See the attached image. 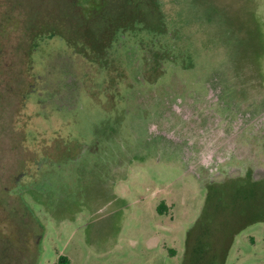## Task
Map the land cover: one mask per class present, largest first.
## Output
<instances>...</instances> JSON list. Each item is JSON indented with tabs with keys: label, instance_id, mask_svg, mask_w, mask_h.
<instances>
[{
	"label": "rangeland",
	"instance_id": "1",
	"mask_svg": "<svg viewBox=\"0 0 264 264\" xmlns=\"http://www.w3.org/2000/svg\"><path fill=\"white\" fill-rule=\"evenodd\" d=\"M8 1L0 264H183L156 240L187 249L207 187L264 181V0H158L156 30L144 0L149 23L110 48L62 37L67 0ZM226 264H264L263 223Z\"/></svg>",
	"mask_w": 264,
	"mask_h": 264
},
{
	"label": "trees",
	"instance_id": "2",
	"mask_svg": "<svg viewBox=\"0 0 264 264\" xmlns=\"http://www.w3.org/2000/svg\"><path fill=\"white\" fill-rule=\"evenodd\" d=\"M3 1L6 2L5 4L9 3L8 0ZM16 4L19 3H14L13 9L17 8ZM67 7L66 11L75 15L72 22L74 28L79 29L71 31L70 36L65 34L62 37L66 38L70 45H76L75 48L77 45L85 48L88 44L95 42L108 44L107 41L104 42V33L98 34L92 30L90 24L92 18L89 15L94 12L111 14V27L106 33L111 42L117 32L123 28L124 18L121 14L129 11L132 7L136 8V4L130 0H67ZM76 8L81 9L76 10ZM154 12H157L158 17L156 18L158 25L154 27L156 30L165 25L160 7L154 9ZM79 14L81 16H78ZM147 22L145 19L144 25ZM146 28L148 27L146 26ZM75 36H78L80 40L76 41L77 37ZM36 37H42L41 33H37ZM49 37H53V35L51 34ZM207 189L203 208L187 233L186 252L196 247H202L203 252L208 253L207 264H222L219 263V259L215 260V255L218 257L222 255L223 258L226 256L235 234L249 222L264 221L263 210L257 209L258 204H264V181H254L247 176L242 180H236L231 186L228 185L225 188L223 185H219L218 187L208 186ZM249 209L250 214L248 213ZM238 220H245L246 223H238ZM187 260L186 257L183 264H186Z\"/></svg>",
	"mask_w": 264,
	"mask_h": 264
},
{
	"label": "flooded vegetation",
	"instance_id": "3",
	"mask_svg": "<svg viewBox=\"0 0 264 264\" xmlns=\"http://www.w3.org/2000/svg\"><path fill=\"white\" fill-rule=\"evenodd\" d=\"M136 4V8L130 9L129 11L122 13V17L123 14H126V20L127 23H124L123 25V30H131L134 29L135 27H144V20H148L147 16V7L148 10L151 11V15L154 17V20H157V12H154V9H158L159 7V3L158 0H147L146 3H148V6L143 7L142 2L144 0H130V2H133ZM145 5V4H144ZM157 5V6H156ZM156 6V7H155ZM155 14V15H154ZM106 14L105 12H100V13H96L94 12L93 14L89 15V17H91L92 19L90 20V24L92 27L93 31H100L98 34H102L104 33L105 39L104 42L107 41L108 44H93L91 45V48H110L111 43H110V37H107L108 35H106V33L108 32V29L111 27V19L110 16ZM98 17H102L101 19H97ZM137 76H139V74L137 73ZM177 111V110H175ZM240 120H237L236 123H238V126H241V123L239 124ZM256 125V123H255ZM257 126V125H256ZM237 127V126H236ZM235 127V128H236ZM244 127H242L243 129ZM257 129V127H256ZM220 130V129H218ZM222 130V129H221ZM252 132L255 133V130L252 129ZM197 157H200L199 155ZM249 176V175H248Z\"/></svg>",
	"mask_w": 264,
	"mask_h": 264
},
{
	"label": "crops",
	"instance_id": "4",
	"mask_svg": "<svg viewBox=\"0 0 264 264\" xmlns=\"http://www.w3.org/2000/svg\"><path fill=\"white\" fill-rule=\"evenodd\" d=\"M156 209H157V212H161L163 209H166V204H157ZM257 209H259V210L262 209L263 210V213H264V204H258L257 205ZM248 213L250 214V209L248 210ZM250 217H251V215H250ZM238 221H239L238 223H244L245 222V220H238ZM257 223H263L264 224V221H253V222H249V224L246 225L243 229H245L247 227H250L252 225H255ZM241 231H239L238 233H240ZM237 234H235V236H234V238H233V240L231 242V245H230V247H229V249L227 251V254H226V256L224 258H223L222 255H221V257H218L217 255H215V260L219 259L220 260L219 263H222V264H226L227 263V260H228V257H229V251H230V249L232 248V246H233V244L235 242V239H236ZM169 241H171V238H169L167 236H164V237H162L160 239L158 238L156 240L157 245H160V249H161L160 252H161L162 256L165 259H169V258L171 259V260H168V261H172L173 259H175L177 257L178 258L181 257L182 259H184V262H185L186 250L184 251L183 248H181L180 249L181 254L178 255V250L177 249L174 250V249H172V247H170L168 245V242ZM250 242L251 243L252 242H255V238L252 235H251ZM189 252H190L189 259L187 260L186 264H207V258H205V255H207V254H206V252H203L202 247L193 248Z\"/></svg>",
	"mask_w": 264,
	"mask_h": 264
}]
</instances>
